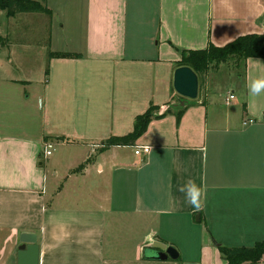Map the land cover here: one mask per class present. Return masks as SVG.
Listing matches in <instances>:
<instances>
[{
  "label": "crops",
  "instance_id": "crops-1",
  "mask_svg": "<svg viewBox=\"0 0 264 264\" xmlns=\"http://www.w3.org/2000/svg\"><path fill=\"white\" fill-rule=\"evenodd\" d=\"M83 3L71 40L53 43L51 19L49 43L81 57L37 69L22 57L48 46L17 37L24 13L0 10V264H225L219 244L264 238V122L243 123L264 112V92H249L264 58L225 95L201 78L196 100L176 92L174 73L190 50L264 33V0ZM152 105L133 145L106 144ZM189 179L201 210L179 190ZM156 240L180 257L146 255Z\"/></svg>",
  "mask_w": 264,
  "mask_h": 264
},
{
  "label": "trees",
  "instance_id": "trees-1",
  "mask_svg": "<svg viewBox=\"0 0 264 264\" xmlns=\"http://www.w3.org/2000/svg\"><path fill=\"white\" fill-rule=\"evenodd\" d=\"M0 10H5L9 17L18 13H47L52 15L51 9L45 6L40 0H0ZM5 37L0 34V43L4 44ZM78 58L79 53L70 52H49V58ZM251 57L264 58V33H252L242 35L224 46L210 44L206 49L190 50L180 61L179 66L187 65L202 76L208 74L210 66L214 62H226L231 59L243 62L244 65ZM158 106L152 105L145 113L137 116L134 129L127 135L111 137L107 140L108 145H133L141 137L149 123L157 116L155 111ZM219 250L226 260L225 264H247L258 263L264 259V240L257 241L252 246H226L219 244Z\"/></svg>",
  "mask_w": 264,
  "mask_h": 264
},
{
  "label": "rangeland",
  "instance_id": "rangeland-1",
  "mask_svg": "<svg viewBox=\"0 0 264 264\" xmlns=\"http://www.w3.org/2000/svg\"><path fill=\"white\" fill-rule=\"evenodd\" d=\"M40 1L49 9L51 8L53 10L52 15L38 12L24 13L25 15L17 20V24L19 25L17 37L23 39L27 44L42 47L48 46L47 49L42 48L41 50L35 48L33 51L29 50L25 53V56L22 57V61L26 63L25 65L28 68L34 67L35 69L38 68V63L41 62L43 57L46 56L49 58V52L51 51L49 48V43L51 41V19L53 20L52 24H57L54 29L53 43L56 44L57 47H62L57 43L63 41V37L65 36H68L67 39L70 38L71 40L72 31L75 27L73 25V18L74 23L76 24L77 18H80V11L84 6L83 0ZM8 26L10 27L11 25L8 23ZM12 37H14V35H12ZM12 37L10 36V38ZM245 70L244 63H239L235 59L226 62H214L210 66L208 76H202V88L206 92V90H211L214 87V90H217L218 92L219 89L223 90V95H225L229 90L236 87L234 86L236 83L238 84V82L243 81ZM135 151L136 149L134 148V152ZM262 239L264 238L250 239L245 240L244 242L236 241L232 243H234L235 246H241L243 244L246 246H252L256 241H261ZM153 252L155 253L152 249L146 248L145 254L150 255Z\"/></svg>",
  "mask_w": 264,
  "mask_h": 264
},
{
  "label": "water",
  "instance_id": "water-1",
  "mask_svg": "<svg viewBox=\"0 0 264 264\" xmlns=\"http://www.w3.org/2000/svg\"><path fill=\"white\" fill-rule=\"evenodd\" d=\"M174 88L178 94L190 100H196L199 96L200 78L193 68L187 65L178 66L174 73ZM146 248L155 251L153 258L157 260H166L169 257L178 259L180 257L179 251L173 245L166 242L156 240L148 243ZM25 246H21L24 250ZM36 250V249H35ZM22 254H20V261ZM32 264H38V255L34 257ZM184 264H199L198 262H185Z\"/></svg>",
  "mask_w": 264,
  "mask_h": 264
},
{
  "label": "clouds",
  "instance_id": "clouds-1",
  "mask_svg": "<svg viewBox=\"0 0 264 264\" xmlns=\"http://www.w3.org/2000/svg\"><path fill=\"white\" fill-rule=\"evenodd\" d=\"M249 92L252 95H260L264 92V77L251 81ZM179 190L184 193L188 204L192 205L197 210L202 209L203 190L194 180L189 179Z\"/></svg>",
  "mask_w": 264,
  "mask_h": 264
},
{
  "label": "built area",
  "instance_id": "built-area-1",
  "mask_svg": "<svg viewBox=\"0 0 264 264\" xmlns=\"http://www.w3.org/2000/svg\"><path fill=\"white\" fill-rule=\"evenodd\" d=\"M233 98H234V95H233V94H230L229 98H227V103H229ZM259 121H263V122H264V112L261 114L260 118H248V119H245L243 123H244L245 125H248V124L257 123V122H259ZM52 146H53V145H52L51 143H47V144H46V148H47L46 153H47L48 155L51 154V148H52ZM144 150H145L146 152H148V148H147V147L144 148ZM136 153H137V154H140L141 151H140V150H137Z\"/></svg>",
  "mask_w": 264,
  "mask_h": 264
}]
</instances>
